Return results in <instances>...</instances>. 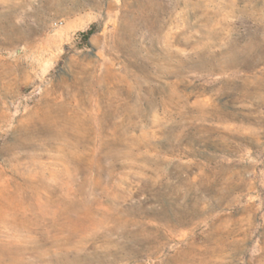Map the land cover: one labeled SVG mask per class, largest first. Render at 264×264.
<instances>
[{
	"label": "rangeland",
	"instance_id": "rangeland-1",
	"mask_svg": "<svg viewBox=\"0 0 264 264\" xmlns=\"http://www.w3.org/2000/svg\"><path fill=\"white\" fill-rule=\"evenodd\" d=\"M0 264H264V0H0Z\"/></svg>",
	"mask_w": 264,
	"mask_h": 264
},
{
	"label": "trees",
	"instance_id": "trees-1",
	"mask_svg": "<svg viewBox=\"0 0 264 264\" xmlns=\"http://www.w3.org/2000/svg\"><path fill=\"white\" fill-rule=\"evenodd\" d=\"M92 35L91 32L87 33V34H83V36L86 38V39H89V37Z\"/></svg>",
	"mask_w": 264,
	"mask_h": 264
}]
</instances>
